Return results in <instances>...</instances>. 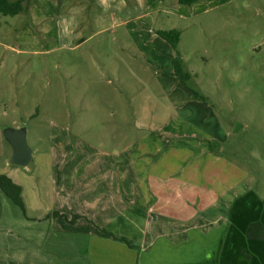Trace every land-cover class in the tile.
Masks as SVG:
<instances>
[{
  "label": "rangeland",
  "instance_id": "rangeland-1",
  "mask_svg": "<svg viewBox=\"0 0 264 264\" xmlns=\"http://www.w3.org/2000/svg\"><path fill=\"white\" fill-rule=\"evenodd\" d=\"M123 1L112 20L96 15L93 0H33L26 12L0 15V174L22 184L28 204L52 171L126 168L129 142L169 132L163 125L171 119L178 136L208 146L214 160L200 175L190 178L184 166L176 177L190 192L185 217L202 216L206 179L225 200L247 187L264 196V0L164 3L172 14L153 11L150 26L145 18L125 21L132 2ZM173 26L186 85L174 74V55L151 60L166 43L157 28ZM6 128L26 129L27 167L9 164ZM191 163L198 173L200 158ZM104 177L103 185L119 179Z\"/></svg>",
  "mask_w": 264,
  "mask_h": 264
},
{
  "label": "crops",
  "instance_id": "crops-1",
  "mask_svg": "<svg viewBox=\"0 0 264 264\" xmlns=\"http://www.w3.org/2000/svg\"><path fill=\"white\" fill-rule=\"evenodd\" d=\"M93 1L96 15L111 20L124 11L123 0ZM127 1L132 8L127 9L125 21L145 18L148 26L153 24V11L172 14V7L164 3L185 6L177 0H154L152 6L146 0ZM112 2L118 4L114 14L108 8ZM166 43H162L161 54L151 57L153 63L172 60ZM175 124L170 119L163 125L169 132L129 142L124 169L52 171L53 178L46 179L39 190L40 198L28 204L23 201L25 213L13 209L0 194V264H264L263 195L247 187L225 200L208 189L206 179L203 186L209 192L200 200L205 202L202 216L185 217L189 214L182 199L189 201L190 192L176 177L184 166L190 178L200 175L209 170L203 168L206 161L213 165L214 160L208 146L178 136ZM198 158L197 173L191 161ZM109 172L119 179L103 185ZM12 181L21 187L24 200L22 184ZM233 181L244 183L239 177ZM187 185L193 189L188 179ZM33 193L37 197V190ZM252 223L262 225V239L247 237ZM101 230L126 239L134 249Z\"/></svg>",
  "mask_w": 264,
  "mask_h": 264
},
{
  "label": "trees",
  "instance_id": "trees-1",
  "mask_svg": "<svg viewBox=\"0 0 264 264\" xmlns=\"http://www.w3.org/2000/svg\"><path fill=\"white\" fill-rule=\"evenodd\" d=\"M33 0H0V15L4 17H14L21 12H26L30 7ZM200 0H177L178 4L185 6H192L193 4L199 2ZM156 35L160 37L162 40L167 42L173 51L174 58L172 60L174 74L181 78V82L183 85H186V80L189 78L188 75L184 72L183 64L181 60L180 53L178 51V44L180 42L181 33L178 30H157ZM191 93L193 97H197L198 93L193 91ZM22 189L19 185L14 183L10 177L4 174H0V194L6 196L9 201L16 207H18L23 213L25 212V207L23 203V199L21 196ZM264 206V200H263ZM58 215V214H54ZM76 218V217H75ZM101 233L109 236L114 241H119L126 244L129 248L134 247L130 245V243L124 238H117L114 235L107 233L104 230H101ZM247 237L252 238L255 237L257 239H262L263 237V227L260 223H252L249 225L247 229Z\"/></svg>",
  "mask_w": 264,
  "mask_h": 264
},
{
  "label": "water",
  "instance_id": "water-1",
  "mask_svg": "<svg viewBox=\"0 0 264 264\" xmlns=\"http://www.w3.org/2000/svg\"><path fill=\"white\" fill-rule=\"evenodd\" d=\"M1 133L12 149L9 164L14 167H27L33 158V153L27 144L26 129L6 128Z\"/></svg>",
  "mask_w": 264,
  "mask_h": 264
}]
</instances>
